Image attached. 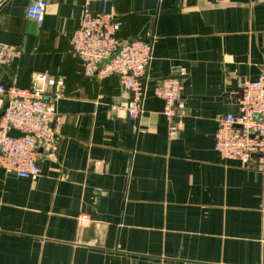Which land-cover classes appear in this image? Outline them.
Here are the masks:
<instances>
[{
	"label": "crops",
	"instance_id": "1",
	"mask_svg": "<svg viewBox=\"0 0 264 264\" xmlns=\"http://www.w3.org/2000/svg\"><path fill=\"white\" fill-rule=\"evenodd\" d=\"M30 1L0 9V44L23 52L0 65V85L63 79L58 140L38 147L37 178L0 169V264H264V159L215 150L219 120L264 74V0L112 2L120 41L153 43L138 120L111 109L126 98L119 79L87 78L71 52L87 0H48L43 27ZM169 77L184 87L175 137L155 95Z\"/></svg>",
	"mask_w": 264,
	"mask_h": 264
},
{
	"label": "built area",
	"instance_id": "2",
	"mask_svg": "<svg viewBox=\"0 0 264 264\" xmlns=\"http://www.w3.org/2000/svg\"><path fill=\"white\" fill-rule=\"evenodd\" d=\"M9 0H0V6ZM92 1H98L97 12L91 10ZM119 0H87L79 18L77 29L70 37L71 52L80 61L83 74L92 80L117 77L126 98L111 109L126 111L129 119L138 120L144 112L146 84L153 61V43L143 40L122 42L117 34L122 20L110 4ZM48 0H31L27 18L44 26ZM23 52L19 47L0 44V65H9ZM29 88H5L4 115L0 118V169L24 179L40 175L37 149H53L58 140L54 128L56 114L53 102L60 97L58 89L63 79L33 74ZM183 84L178 77L163 79L155 88V95L164 100V115L169 122V133L175 137L179 126L174 121L178 104L183 99ZM237 113H229L219 120L215 150L228 159L249 166L256 156L264 159V74L255 81H246L237 99ZM17 130L24 137H10ZM81 220H87L83 216Z\"/></svg>",
	"mask_w": 264,
	"mask_h": 264
},
{
	"label": "water",
	"instance_id": "3",
	"mask_svg": "<svg viewBox=\"0 0 264 264\" xmlns=\"http://www.w3.org/2000/svg\"><path fill=\"white\" fill-rule=\"evenodd\" d=\"M3 7V5L2 6H0V9ZM4 115V111L1 113V117ZM0 117V118H1ZM9 136L10 137H14V138H18V137H24L25 136V134H23V133H21V132H19V131H17V130H11V131H9Z\"/></svg>",
	"mask_w": 264,
	"mask_h": 264
}]
</instances>
